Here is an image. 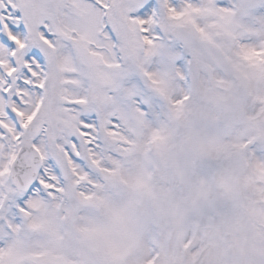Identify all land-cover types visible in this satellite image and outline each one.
<instances>
[{
  "label": "snow or ice",
  "instance_id": "snow-or-ice-1",
  "mask_svg": "<svg viewBox=\"0 0 264 264\" xmlns=\"http://www.w3.org/2000/svg\"><path fill=\"white\" fill-rule=\"evenodd\" d=\"M0 264H264V0H0Z\"/></svg>",
  "mask_w": 264,
  "mask_h": 264
}]
</instances>
